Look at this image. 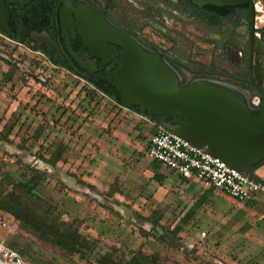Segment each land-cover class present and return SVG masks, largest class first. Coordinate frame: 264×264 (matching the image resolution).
I'll list each match as a JSON object with an SVG mask.
<instances>
[{"label":"rangeland","instance_id":"1","mask_svg":"<svg viewBox=\"0 0 264 264\" xmlns=\"http://www.w3.org/2000/svg\"><path fill=\"white\" fill-rule=\"evenodd\" d=\"M148 19L142 36L160 45L159 23ZM187 24L176 38L185 64L214 65L211 79L230 85L243 75L246 45L218 53L214 29ZM151 122L0 34V205L44 220L81 254L38 240L1 210L0 244L22 248L25 264H127L136 254L156 264H264V194L241 204L181 182L146 156Z\"/></svg>","mask_w":264,"mask_h":264},{"label":"water","instance_id":"2","mask_svg":"<svg viewBox=\"0 0 264 264\" xmlns=\"http://www.w3.org/2000/svg\"><path fill=\"white\" fill-rule=\"evenodd\" d=\"M30 0H0V31L11 37L8 6L23 9ZM197 8L204 6L235 7L251 5L250 0H191ZM86 14L87 27L80 29L89 58L100 61V69L112 62L115 69L105 80L127 110L149 120L172 118L181 123L160 121L158 127L188 142L197 149L219 158L228 167L248 175L264 165V106L259 99L264 91L251 78L249 90L213 79H194L183 85L185 72L174 70L160 53L149 52L131 37L111 25L95 11ZM78 17V14L76 15ZM34 39V38H33ZM51 48L48 39L43 38ZM109 45L120 47L122 55L115 59ZM106 46L111 57L100 49ZM253 43L248 50V72L251 76ZM86 73H90L86 71ZM257 108H253V104ZM264 185V181L258 179Z\"/></svg>","mask_w":264,"mask_h":264},{"label":"flooded vegetation","instance_id":"3","mask_svg":"<svg viewBox=\"0 0 264 264\" xmlns=\"http://www.w3.org/2000/svg\"><path fill=\"white\" fill-rule=\"evenodd\" d=\"M251 5L244 4L235 7H215L212 5L197 8L191 0H30L20 9L17 5L8 6L9 27L11 37L0 34L11 41L29 47L33 53L41 54L45 60L58 70L73 74L81 80L91 84L96 90L112 99L113 89L105 84V80L113 73L115 67L112 62L100 69V61L89 58L90 50L83 43L79 17L87 10L103 14L105 19L114 27L131 37L149 52H157L176 71L185 72L189 79L183 77L182 84L186 85L195 79L194 64H185L178 53L179 43L176 40L180 31V22L188 23V28L195 26L214 29L216 41L220 43L218 53L222 48L235 46H249L252 40L253 47L261 38V30L256 26L257 13L254 8L259 0H250ZM78 14V17L76 16ZM211 14H215L216 26L210 25ZM152 18L158 21L161 33L160 45H154L142 36V23ZM144 24V23H143ZM163 26V27H162ZM172 30V38L164 36L166 29ZM175 31V32H174ZM260 34L257 38L256 35ZM34 38V39H33ZM43 38L51 43V48ZM115 59L123 51L120 47L109 45ZM240 54V53H239ZM242 58V55H239ZM89 71L90 73H86ZM211 79V78H210ZM214 80V79H213ZM230 80V79H229ZM217 81V80H216ZM250 81L230 80L232 86L247 88L249 98L258 97L255 91L249 90ZM113 100V99H112ZM264 98L259 99V106ZM114 101V100H113ZM117 103L120 102L117 97ZM253 108H257L252 105ZM172 118H159V121L171 122ZM151 124L157 127L155 119ZM254 177L256 171H253Z\"/></svg>","mask_w":264,"mask_h":264},{"label":"built area","instance_id":"4","mask_svg":"<svg viewBox=\"0 0 264 264\" xmlns=\"http://www.w3.org/2000/svg\"><path fill=\"white\" fill-rule=\"evenodd\" d=\"M254 10L256 13L261 12L259 4L255 5ZM256 37L259 38L260 34ZM145 153L151 161L164 167L177 178L187 182H196L241 204L255 201L260 192L264 191V185L259 181L239 173L219 158L197 149L158 126ZM0 224L6 227L5 222ZM8 232H11L10 227ZM0 252L5 263L25 264L16 252L4 244H0Z\"/></svg>","mask_w":264,"mask_h":264},{"label":"trees","instance_id":"5","mask_svg":"<svg viewBox=\"0 0 264 264\" xmlns=\"http://www.w3.org/2000/svg\"><path fill=\"white\" fill-rule=\"evenodd\" d=\"M215 19H216L215 14H211V19L209 21H210V25L213 27H215L217 24ZM260 32H261V39L257 43H255L253 47L254 58H253V63H252L251 76L249 75V72H248V62H247L248 61V51H244V49H239V52H242L243 54V60H244V63H243L244 67L239 68L242 71L243 75H236L234 77H231V78L229 77V78L231 80H237L240 82H243L245 80L250 81V79L252 78L255 84L264 91V66L262 65V63H264V46L263 44L260 43V41H262V38H264L263 36L264 31L261 30ZM214 45L216 49L220 47V43H218L217 41L214 42ZM228 47H229V43H228ZM236 47H240V46H235V48ZM246 48H248V46H246ZM222 49H224V47ZM201 67L204 68L205 72H202V71L195 72L194 73L195 79H210L211 77L215 76V72H214L215 66L214 65L207 66V67L201 65ZM242 87L245 90H247L245 86L242 85ZM262 101L263 102L261 103V106H264V100ZM118 103L119 105L123 106L121 102H118ZM155 121L157 124L160 122L157 119H155ZM170 121L172 123L182 122L181 120H175V119H170ZM249 176L252 179L258 181V178L254 177L253 171L249 173ZM161 179L162 177H160L158 180L161 181ZM178 179L183 183H188L187 181L183 179H180V178ZM212 191L214 190L208 189L205 192V195L212 193ZM205 197L206 196H203V198L200 200V202L197 204L196 207L201 206V204L204 202ZM247 204L252 205L254 204V201L247 203ZM15 209L16 207L8 206L7 204L0 205L1 211L8 213L12 218H14L19 223V225L22 228L29 230L38 240L44 243L50 244L51 246L57 247L65 251L68 255H71V256L76 255V254H81V250L77 247V242L71 241L70 239L65 238V236L57 235L56 233H54L52 230H50L49 228L45 226L44 220L42 219L36 220L35 217H32L33 215L31 213L22 214L21 212ZM6 247L16 252L22 260H23V257L26 258V254L24 250L18 247V245L14 243H10ZM127 264H156V263L140 254H136L132 257L130 262Z\"/></svg>","mask_w":264,"mask_h":264},{"label":"bare ground","instance_id":"6","mask_svg":"<svg viewBox=\"0 0 264 264\" xmlns=\"http://www.w3.org/2000/svg\"><path fill=\"white\" fill-rule=\"evenodd\" d=\"M86 14H91L89 10L86 11L85 14H83V16H80L79 17V22H80V25H82V27L85 29L87 27L86 23H85V20H86ZM92 15V14H91ZM88 28V27H87ZM102 52H104L103 54L106 55V58H110L111 57V51L108 47L106 46H103L101 49H100ZM0 264H7V263H4L2 261H0Z\"/></svg>","mask_w":264,"mask_h":264},{"label":"crops","instance_id":"7","mask_svg":"<svg viewBox=\"0 0 264 264\" xmlns=\"http://www.w3.org/2000/svg\"><path fill=\"white\" fill-rule=\"evenodd\" d=\"M260 171H263V174L262 175L260 174ZM258 172H259V175H258ZM256 176L258 177V179L264 181V165L262 166V168H260V170H258L256 172ZM261 194H264V191L260 192V194L256 197L255 203H257L258 201H260V195Z\"/></svg>","mask_w":264,"mask_h":264}]
</instances>
